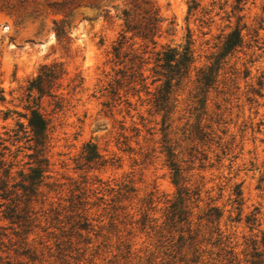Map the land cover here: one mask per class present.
Segmentation results:
<instances>
[{"label":"rangeland","instance_id":"374dc122","mask_svg":"<svg viewBox=\"0 0 264 264\" xmlns=\"http://www.w3.org/2000/svg\"><path fill=\"white\" fill-rule=\"evenodd\" d=\"M152 2L161 18L154 44L125 33L121 53L152 62L163 48L189 46L195 70L211 64L242 16L243 44L224 59L207 94L200 127L209 137L203 142L187 139L197 123L195 72L180 85L165 122L146 89L116 75L128 68L115 65L111 53L124 32L122 11L143 8L140 0H0V149L7 147L8 160L16 156V183L33 161L32 143L8 139L18 122L26 125L19 115L34 98L50 122L47 178L30 204L31 223L22 236L33 261L13 252L20 239L0 220L7 236L0 256L12 264H248L251 240L264 236V189L258 183L264 164V0H243L240 12L234 11L236 0ZM44 65L56 66L58 78L41 98L34 92L26 101L25 90ZM146 82L153 93L157 84ZM166 140L185 161L179 185L199 193L188 203V221L198 234L191 249L178 248L179 234L164 224L178 188ZM88 143L99 154L93 162L85 160ZM236 187L242 194L239 221L232 203ZM211 206L222 211L219 228L231 256L216 243L212 225L198 219ZM254 213L259 225L250 230L246 218Z\"/></svg>","mask_w":264,"mask_h":264},{"label":"trees","instance_id":"16d2710c","mask_svg":"<svg viewBox=\"0 0 264 264\" xmlns=\"http://www.w3.org/2000/svg\"><path fill=\"white\" fill-rule=\"evenodd\" d=\"M136 2V1H135ZM243 0H236V6L234 11L240 12L242 8L240 4ZM143 8L134 5L133 11L123 10L122 18L124 24V32L120 35L121 41H119L112 48V61L115 65H124L128 68L119 69L116 75H120V79H128L129 83H137L142 89H146L147 95H151V103L154 111L163 114V122L168 119V116L173 113L176 108L177 99L176 92L180 85L186 78H189L192 72H195V87L193 89L194 104L197 106L194 108L196 113V124L191 126L192 130L188 132L187 139L191 142L198 141L203 142L209 137V134L205 133L200 127L202 115L206 113L207 94L209 91L217 85L218 73L221 64L224 63V59L232 54L237 48L243 44L242 30L245 25H241L242 16L236 18V24L233 30L224 37L222 44L219 47V53L213 57V61L209 66L202 67L198 70L193 68V51L189 46L177 50L175 48H163L162 51H158L154 54L152 62L150 58L143 59L140 56L131 55L130 53H121L125 40V33H131L132 37L140 38L143 41H148L154 44V38L160 31L161 18L159 11L155 8L152 0H140ZM195 9V6L189 7V10ZM139 19H135L136 12ZM57 35L60 29H56ZM128 62L126 64L125 62ZM152 64V67L145 70L146 65ZM56 66L44 65L36 79L31 81L26 88L25 99L29 101L32 94L35 92L41 98L47 90H49L54 82L58 78L55 72ZM148 71L150 76H145V72ZM128 73V74H127ZM120 79L114 81L119 85ZM148 79L151 80L150 85H155L153 93L149 91ZM110 92L115 93V87H111ZM0 100H4L3 97ZM36 99H32V105H26L25 109L27 113L19 115L26 120L24 123H17V130L13 131V134L9 136V140L13 142H20L25 140L32 143L29 149L33 150L32 154L28 157L33 159L32 162L27 163L28 173L23 174L22 171L18 173L20 178L16 183L15 178L12 176V170L15 167L14 160L16 156H12L13 160L5 158V150H8L6 146H2L0 149V220L7 221L9 223V229H12V234L19 238L12 246H16L13 252L18 255L27 256L33 261L34 255L25 245V238L23 235H27L28 227L30 226V204L34 197L38 194L40 186L44 185V181L47 178L48 162L44 157V154L49 146L50 142V127L49 120L39 111L38 104L35 103ZM7 118V115H6ZM211 140V139H210ZM5 141V140H4ZM0 145H3L0 143ZM164 151L167 157L168 167L172 171L173 182L177 188L175 201L169 207L165 214V226L168 227L169 232H177L178 248L188 245V248H194L196 246V231L191 229L190 222L188 221V203L191 199H195L198 196L197 191H191L188 188L180 186L179 184L183 180L182 174L186 170L182 167L180 161L175 153V148L171 144L170 140H166L164 144ZM193 147L189 149L188 156L193 157ZM85 160L87 162H93L99 159L97 148L94 144L88 143L84 147ZM259 188L264 189V164L263 173L259 178ZM239 187L234 190V196L232 203L236 206L238 211L236 221L240 220L242 198ZM222 211L217 207L211 206L206 212L202 214L198 219L205 220L208 224L212 225L214 232L218 236L216 243L222 245L221 251L227 255H232L233 251L227 244V237L222 236V232L219 228L220 219L222 218ZM257 214H251L246 218V223L249 225L250 230L256 229L258 224ZM5 228L0 226V253H3L4 238L7 237L3 232ZM257 237V236H255ZM225 239V240H224ZM251 252L249 254L250 259L247 260L248 264H263L264 263V249L260 250V247H264V236L258 239H253L250 242ZM197 250H194L196 252ZM228 260V259H227ZM1 264H12L8 257L2 258L0 256Z\"/></svg>","mask_w":264,"mask_h":264}]
</instances>
